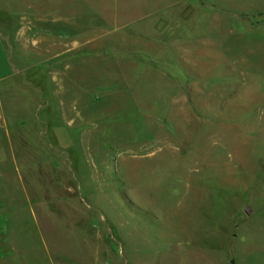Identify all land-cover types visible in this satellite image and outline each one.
Returning a JSON list of instances; mask_svg holds the SVG:
<instances>
[{"label":"rangeland","instance_id":"obj_1","mask_svg":"<svg viewBox=\"0 0 264 264\" xmlns=\"http://www.w3.org/2000/svg\"><path fill=\"white\" fill-rule=\"evenodd\" d=\"M39 1L0 25V264H264V0Z\"/></svg>","mask_w":264,"mask_h":264},{"label":"crops","instance_id":"obj_2","mask_svg":"<svg viewBox=\"0 0 264 264\" xmlns=\"http://www.w3.org/2000/svg\"><path fill=\"white\" fill-rule=\"evenodd\" d=\"M52 1L48 0L47 2ZM0 5L4 8L5 12L0 15V25L4 24H17L14 19L20 17L21 25H44L49 17L55 18V12H48L49 15H45V12H41V4L39 0H0ZM50 5V4H49ZM20 9V15L13 13V10ZM53 9V8H52ZM14 22V23H13ZM6 39L0 36V40ZM13 39V37H12ZM0 41V137L11 136L10 128L8 126V120L2 110V95L7 89L12 88L13 84H18L22 89L24 85L20 83V74L10 62L8 58L7 49Z\"/></svg>","mask_w":264,"mask_h":264},{"label":"water","instance_id":"obj_3","mask_svg":"<svg viewBox=\"0 0 264 264\" xmlns=\"http://www.w3.org/2000/svg\"><path fill=\"white\" fill-rule=\"evenodd\" d=\"M244 212H245V214H249L250 213V209L249 208H246ZM230 264H234V262L231 261Z\"/></svg>","mask_w":264,"mask_h":264}]
</instances>
